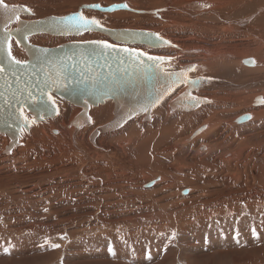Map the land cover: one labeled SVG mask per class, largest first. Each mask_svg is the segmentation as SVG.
Masks as SVG:
<instances>
[{
	"label": "rangeland",
	"instance_id": "1",
	"mask_svg": "<svg viewBox=\"0 0 264 264\" xmlns=\"http://www.w3.org/2000/svg\"><path fill=\"white\" fill-rule=\"evenodd\" d=\"M123 1L137 6L138 3L141 2L139 6L144 5V7H147L144 8L142 6L143 8H136L141 10H150V8H154L151 10L161 9L164 2V0H162V2L161 0H148V3L147 0H132L133 2H131V0ZM166 1L167 0H165V3ZM206 1H211L212 4V1L248 0H205V2ZM5 2L26 8L27 11H29L30 16L21 17L25 20H39L48 16H64L72 14L77 11V8L80 5L86 4V2L88 4L98 3L104 7L123 3L122 0L121 2L119 0H5ZM242 5L244 6L245 3ZM149 6L151 7L148 8ZM171 7L176 11L175 9H179L182 6L176 4L174 7L171 5ZM229 11L230 10H228V12ZM114 13L108 14L98 12L101 20L104 23L110 24V26H112L111 28L114 29L127 28L144 30L145 28L142 27H146V30H148V28L150 29V26H152L154 28H159L167 34L169 33V37H175V39H178L181 42L182 40H188V37H185L186 35L168 28L169 26L162 20L159 21V26H155L154 22H152L155 18L152 16L146 15L147 18L144 17V15L135 16L131 13L129 14V12H127L126 15L123 13L114 15ZM172 15L175 17L178 16L177 13ZM175 17H171L174 20H170L172 22H175V20L179 21ZM148 20L150 22H148ZM104 23L103 25L106 26ZM174 25H176V23ZM178 26L176 28H182ZM190 26L193 28H182L181 30L196 28L195 26H192L191 23L190 25H187V27ZM169 31H171V33ZM196 34L198 36L200 34L201 36L203 33L195 31L190 33L191 39L186 42L187 45H193L195 47L199 45H208V39H211V35L204 34L202 35L203 37H198ZM44 35L47 34L36 35V37L32 36L31 39L33 37H35V39L38 37L41 38V36ZM193 35H195V38H200V41L198 40L197 42V39H194ZM180 36L181 38H179ZM45 37L46 40H44ZM45 37L42 39L44 43L40 40L34 44L50 48L69 42H85L106 38L98 33H86L77 38L59 37L56 39L57 37L53 36V40L50 39L51 37ZM12 41L16 43L17 47H15V49L20 50L23 57L18 56V50L13 52V56L16 55L14 56L16 59L26 61L27 57L23 48L16 40L13 39ZM18 46L22 50L19 49ZM219 46L222 47V44ZM219 46L217 47L216 45L214 47L219 48ZM136 48L141 49V51L145 53L148 52L147 54H164V47L155 50L149 49L150 51L147 50V48L145 49V47V51L142 50L143 47ZM246 59V57L240 59L239 67L236 66L233 69L240 72L241 67L255 68L258 66L256 62H254V66L256 65L255 67L244 65L243 61ZM181 62L179 63L181 64ZM193 62L197 64L198 60ZM183 66H188V64L181 65L180 69ZM194 69H196V66ZM169 71L175 70L170 68ZM194 71L190 72L191 74H188L190 76L192 75L191 78L188 77V75L187 77L190 79L198 77L197 75H194L195 73L193 74ZM210 75L211 76H205L210 78L214 77L212 74ZM214 78L218 80V82H222V84L229 83L226 80L216 77ZM232 86H234V84H232ZM219 87H221L222 90L224 89V86L222 85ZM180 88L172 91L173 93H170L168 96L170 99L167 103V111L170 116L177 113L181 114L180 112L172 114L168 108L171 100L173 101L179 94H182L185 89L184 88L181 93H178ZM54 98L58 105L62 102L67 106H72L58 97ZM229 98H231V100ZM254 98H261V96L256 95L253 96V99ZM232 99L233 97L230 96L225 99L229 104V107L227 106V103L223 104V106L229 108L226 107L227 113L225 115L229 116L227 117V120L236 117L241 111L251 110L255 100L250 98L244 106H241L236 105ZM109 102L112 107L111 116L103 123L97 124L96 122H92L91 119L90 127H83L77 131L74 130V128L68 129L66 126L77 116L76 114L70 117L69 115H71V112L69 111V115L67 114L66 116L67 121L64 128L60 125L55 126L56 130L60 133V139L62 138V135L67 137L65 142H63L64 140L57 141L53 148H49L55 150L57 161L44 163V161L37 160L33 167H29L30 169L25 167L21 172L17 167L23 166L25 163L22 164V161H8L9 164L7 165L10 167L8 170H11L9 174L31 178L26 179L23 184L21 182L18 188L13 184H7V182L14 179L15 176L10 177L8 181L4 180V185H0V248L2 247L0 249V264H264V128L257 132L251 129L252 126H250L248 135L257 136L258 139L251 141L247 138V143H249L248 147L245 149L243 156L235 161V164H239L240 170H236L235 168L232 171L230 169L228 170V175L230 178L232 177L231 179L240 180L238 182L235 181L237 185L230 180V191L229 193H225V195H227L225 199L222 197L219 198L216 190L214 191L215 193L213 194L211 201L209 199L208 209L210 212H201V214L196 213L195 211L197 210V207H195L188 208V211H179L178 213H175V208L167 206V204H170L171 201H176V203L181 202L175 196L177 195L176 192H160L159 194L164 193V195L162 194L160 197L159 195H157L158 197H156V195L153 196L151 193L141 194L144 177L141 176L139 168H141L142 165L129 164V162H133L136 159L129 151L130 147L127 150L130 154L125 155L124 153H119V156L118 153L113 151L112 147L109 149L110 151L104 153L105 155L93 150L91 152L92 159L86 158L84 160H81L82 157L78 151L72 150L69 156L63 154L62 150L67 147L69 138H71L72 142L75 139L76 142H80L81 144L86 143L88 146L94 147L89 141L90 135L94 130L98 129L105 123H108L110 119L112 120L113 118V103L111 101ZM218 102L221 104L222 101ZM104 105L105 103L97 107H103ZM258 106H254L252 109H264V104ZM97 107H91L90 110L97 109ZM239 109L241 110L240 112ZM233 111H235L233 113L234 115L235 113L238 114L234 116L231 114ZM24 113L26 114L27 112ZM26 117L29 118L30 116ZM151 117L153 118V116ZM152 118V121L150 122H143L141 117H136L128 123L131 124L135 122V120H140L141 124L145 126L143 128L148 129L152 123H154V118ZM222 119L224 120V118ZM172 122L173 120L168 123V126H171ZM39 124H46V122L37 123V125ZM37 125L34 124L33 126ZM221 126L224 128H212L210 133H212V131L215 132L216 130L217 132H220L222 136L233 134L232 130L235 126H232L231 128L226 124ZM116 132H118V130ZM48 134L49 133L45 134V138L42 137L41 139L38 138V134H35L36 137L34 136L35 138H33V142H35L34 146L31 145L30 147L25 148L24 152L28 154L34 147L37 155H31L32 159H37L39 154H44L49 145L53 144V137L50 135V138ZM108 134L109 133H106V135ZM101 135L105 134L100 133L96 138V142ZM2 136H0V138H2ZM3 138L8 139L6 136H3ZM152 140L153 141L150 139L146 140V144L144 143L142 147L145 149L153 147V143L155 144V142L154 139ZM236 140L239 141L240 138L238 137ZM236 140H227V145L230 149V142H234L233 144L239 143ZM24 141L23 143H20V148H14L10 155H5L3 153L9 142L5 143L3 139H0V159H6L7 157L10 158L11 156V158H18L20 155L19 149L22 148ZM140 142L141 141L138 143L140 144ZM147 143L148 146L150 145L149 147L147 146ZM183 145L180 144V147H177V151L186 147ZM103 147L106 148L105 146ZM224 147H226V144H224ZM49 151H51L50 153L53 155V150ZM25 153L23 154L25 155ZM20 157H23V162H26V159H24L26 156L24 157L21 153ZM169 157L172 156L170 155ZM201 157L202 156H199L197 160ZM171 162L172 164L170 165L176 163L174 164L175 166L173 165V169H185L183 165L178 164L179 162L177 163L174 160H171L170 163ZM233 162L234 161L231 163ZM257 162H259V164ZM91 163H94L100 169H97V167H94V164ZM136 167L138 168L137 170ZM92 171L93 174L91 173ZM152 171L153 170H149L150 173L154 172ZM231 172L234 173L233 176ZM92 175L95 176L96 180L93 179L91 182V180H89L90 177L88 176ZM167 182L168 181L161 180L158 186H164ZM28 187H31V193L29 196H32L33 201H28V204L26 201L16 200L15 195H21L22 190L25 191ZM171 195H174L175 197L170 198ZM165 196H168V199H164ZM94 197H97L98 201ZM216 200H220L219 202L221 203L217 205ZM97 204L98 207L95 206ZM222 208H224L225 211L224 213L221 211V214L219 212ZM203 215L206 216L201 217ZM54 245H58V247H54Z\"/></svg>",
	"mask_w": 264,
	"mask_h": 264
},
{
	"label": "bare ground",
	"instance_id": "2",
	"mask_svg": "<svg viewBox=\"0 0 264 264\" xmlns=\"http://www.w3.org/2000/svg\"><path fill=\"white\" fill-rule=\"evenodd\" d=\"M49 1H51V0H49ZM119 1L121 2V0H119ZM122 2H123L122 4L127 5V9L130 10L129 14L131 13L135 16L144 15V17H147L148 15L152 16L155 19L153 21L152 20L151 21L154 22L155 26H159V21L162 20L163 22H166V24L169 26L168 28L174 29L175 32H179L180 34L186 35L185 37H188V40L183 41L181 39L182 40V42H181L178 39H175V37H172V36L169 37L170 36L169 33L167 34L164 31L160 30L159 28H157V27L154 28L152 26H150V29L148 28V30H150V31L146 30V27H142V28H145L144 30L127 29V28L114 29V28H111L112 26H110V24L104 23L101 20L100 14H98V12L85 11V10H82L81 12H83L84 16H86L88 18H95V19L99 20L100 23L102 24V28H104V29H109V30H120V29H122V30L144 31V32H148V33H154L159 38H161L162 40L168 41L167 44H169L170 47H164L163 48L164 54H160V55L149 54V55L167 58L168 63L164 64L163 68H165L167 71H169L170 68L175 70V71H169V72L179 71L181 65H185V64L186 65L188 64L190 66H194V68L196 66V69L193 72V74L195 73L194 75H197L199 78H204V79H206V81L199 82L198 83L199 88L196 89L194 92H192V94L198 98L205 99L207 101V104L201 105L192 111L180 112L181 114H178V113L173 114L172 113L173 115L170 116L168 114V111H167V103H168L170 97L168 98L169 95H167L164 98V100L161 102L160 106L157 109L153 110V112H151L150 117L153 116L154 123H152L150 128H148L146 126L148 129H144L143 127H145V126L141 124L140 120H138V121L135 120V122H133L131 124L126 123L123 126L124 128L123 127L120 128L118 130V132L115 131L114 133H111V134L109 133L108 135H106V133H104L105 135H101L97 142L95 140V143L93 145L94 147L88 146L86 143L81 144L80 142H76L75 139L72 142L71 138H69V143H68L67 147L62 150L63 154L65 156H69L71 154L72 150L78 151L81 154V157H82L81 160H84L86 158L92 159L91 152L93 150L98 151L102 155H105L104 153H107L108 151H110L109 149H111V147H112L113 151L118 153V156H119L122 153H124L125 155L130 154L127 151L130 147L129 151L131 152L132 156H135L136 159L133 162H129V164L130 165H134V164L137 165L138 164L139 166L142 165V167L139 168V170L141 172V176L144 177V179H143L144 183L142 186L141 194L142 193H144V194H150L151 193V194H153V196L156 195V197H158L157 195H159V197H160V195H162V194L164 195V193L159 194L160 192H164V191L176 192L177 195H175V196L181 202L176 203V201H171L170 204H167V206L175 208V210H174L175 213H178L179 211H188V208H195V207H197L196 208L197 210L195 211L196 213H200V214H201V212L205 213V212L209 211V209H208L209 199L211 201V198H212L213 194L215 193L214 191L217 190L219 198L222 197L225 199L227 197V195H225V193H227V192L229 193V191H230V187H229L231 184L230 180L235 185H237L236 182H238L240 180V179H236V180L231 179L232 177L230 178V176L228 175V173H229L228 170L230 169L232 171L234 168L236 170H240L239 164L238 163L235 164V161L243 156L245 149L249 145V143H247L248 139H250L251 141L258 139L257 136L248 135V132L250 131V126H252L251 129H253L254 131H257V132L264 128V109L263 108L252 109V108H254V105L252 108L250 107L251 110L249 109V111L248 110L241 111L239 109V112L241 111V113L234 118L232 117L230 120H227L228 119L227 117H229V116L225 115L227 113L226 107L229 105L225 99H227V97H229V96L233 97L232 100L234 103H236V105L244 106L245 103L248 100H250V98L253 99V96L259 95V96H261L260 99L263 101L262 103L264 104V0L212 1L213 2L212 4H211V1L205 2V0H197V1H195V0L194 1L167 0L166 3L164 0L163 5H162L163 7L161 9H155V10H151V9H154V8H150L151 6L148 7V8H150V10L136 9L137 7H141V8L144 7V5L139 6V4L141 2L138 3V6L134 5V4L131 5L127 2H124L123 0H122ZM131 2H133V1L131 0ZM148 2L149 1L147 0V3ZM161 2H162V0H161ZM188 2L189 3L196 2L198 4H202L203 8H201L199 10H194V11L188 10L185 8V6L188 5ZM4 3L9 5V6H15V5L7 3L5 1H4ZM142 3H144V2H142ZM243 3H245L244 6L242 5ZM159 4H160V2H159ZM174 4L180 5L182 7H180L179 9H175L176 11H174L171 7V5L174 7L175 6ZM85 5H100V7L104 8V6H102L101 4H98V3L88 4L86 2V4L80 5L77 8V11L79 8H81ZM116 5H118V4H116ZM144 8H147V7L145 6ZM228 10H230V11L228 12ZM120 11H123V10H120ZM152 11H153V13H150ZM115 12L116 13L113 12L114 15H118L119 13H123L126 15V13L128 11H124V12L115 11ZM138 12H141V13H138ZM174 13H177L178 16L175 17L174 15H172ZM54 17H62V16H54ZM171 17L172 18L175 17L179 21L175 20V22H172L171 20H174V19H172ZM44 18H46V17H44ZM41 19H43V18H41ZM149 19H151V18H149ZM148 22H150V21L148 20ZM103 23L109 27L104 26ZM175 23H176V25H174ZM190 23L192 26H195L196 28L190 29V30H181L182 28L183 29L193 28L191 26L187 27V25H190ZM178 25L182 28L181 29L176 28ZM15 27H16V25L14 24L13 26H9L8 29H12V28L14 29ZM194 31L195 32H202L203 33L202 35H204V34H207L209 36L211 35V39H208V45H199L196 47L193 45H187L186 42L190 41V39H191L190 33L194 32ZM169 32L171 33V31H169ZM200 34H199V36H200ZM202 35L200 37H203ZM37 36H39V35H37ZM45 36H48L49 38L51 37L50 39L53 38V36L44 35V36H41V38L38 37L35 39V37H36L35 36L32 39H31V37H29L27 39V41L29 44L35 45L34 43L39 42L40 40H41V42H43L42 39H44ZM193 36H194V39H197V42H198V40L200 38L198 39V38H195V35H193ZM58 38L59 37H57L56 39H58ZM179 38H181V36ZM56 39H54V40H56ZM12 40L13 39H11V41H10V45H11V52L13 55V52L15 50H18V49H15V47H17V46H16V43H14V41H12ZM44 40H46V37ZM102 41L108 42L109 39H107V37H106V38L102 39ZM50 42H51V40H50ZM77 42H79V41H77ZM85 42H87V41H85ZM205 42H207V41H205ZM48 43H49V41H48ZM221 44H222V47L219 46ZM216 45H217V47L219 46V48H217V47L215 48L214 46H216ZM35 46H37V45H35ZM56 47H58V46H56ZM46 48H49V47H46ZM50 48H55V47H50ZM19 49H21V48L19 47ZM134 49H138V48L135 47ZM145 49L143 47L142 50L145 51ZM138 50L141 51V49H138ZM147 50H149V49L147 48ZM191 50H193L195 53L194 54H189V53L186 54L185 53V52L191 51ZM18 53H19L18 56H22V54H21L22 52H20V50H18ZM14 56H16V55H14ZM245 57L247 58L246 60L252 61V63H253L252 67L255 64L254 62H256V64H258V66L255 67L256 66L255 65L254 66L255 68H249V67L248 68H242L241 67L240 72H237V70L235 71V69H233V68H235L236 66L239 67L240 59L245 58ZM238 59H239V61H238ZM196 60H198L197 64L193 62V61L196 62ZM246 60H244V61H246ZM179 62H181V64ZM210 74H212L216 78L226 80L229 83L228 84L227 83L222 84V82H218V80H216L214 77L210 78V77L205 76V75L211 76ZM191 76L188 75V77H190V78H191ZM198 77H196V78H198ZM230 83L234 84V86H232V84H230ZM220 85L224 86L223 90L221 89V87H219ZM184 88H185V86H182L178 90V93H181ZM171 93H173V92H171ZM171 95H173V94H171ZM229 99L231 100V98H229ZM224 100H225V102H224ZM54 101H55V98H54ZM216 101L217 102L222 101L223 103L221 102V104H219L220 102H218V104H217ZM224 103H227V106H223ZM55 104L58 107V110H59L58 115L59 116H56L54 119H47V120L43 121V122H46V124H39V125L36 124L37 126H33L34 124L31 122L28 131H24L23 134L21 135V139H23V140L20 139L19 144L21 142L23 143L24 139H25V141H24L23 146L21 145L22 148L19 150H20V155L22 153V155L24 157L26 156V158H24V159H26V162H23L24 161V160H22L23 157L21 158L19 154H18L19 157L17 156L18 158H11L12 157L11 156L10 158L7 157L6 159L5 158L0 159V166H1L0 167V172H1L0 185H4V180L8 181L10 177L15 176V174H9L11 172V170H8V169H10L9 165H7V164H9V162H8L9 160H11L12 162L22 161L21 162L22 164L23 163L26 164V165L24 164L23 166L17 167V169L20 170V172L25 167H28V168L33 167V165L35 164V162L37 160L44 161V163L45 162L52 163L54 161H57L56 160L57 154L55 153V150L49 149V148H53V146L55 145V142H57V141H60V140L63 141L64 140L63 142H65L67 140V137L65 135H62L61 136L62 138L60 139V133L58 130H56L55 126L60 125L64 128V125L67 121L66 116H67L68 112L69 111L71 112V115H69V114L68 115L70 117H72L76 114L78 115L80 109L72 107V106H67V105L63 104L62 102L58 105L57 101H56ZM255 107H257V106H255ZM111 108H112L111 103L109 101H106L105 105L103 107H99V108L97 107V109L90 110V112H89L90 116L89 117H91L92 122H96L97 124L103 123L106 120H108V118H110ZM231 108H233V107H231ZM222 109H223V111H222ZM234 112L235 111H233L231 114H233ZM229 114H230V112H229ZM236 114H238V113H235V115ZM112 115H113V110H112ZM24 116L25 117L29 116V114L24 113ZM222 118H224V120ZM141 119H143V118L141 117ZM28 120L30 121L31 117H29ZM171 120H173L172 125L168 126V123ZM110 121H111V119H110ZM43 122H40V123H43ZM108 123H105L104 125H106ZM224 124H226L227 126H230V128L232 126H235V128H233V130H232L233 134L227 135V136H222V134L220 132H217L216 130H215V132L212 131V133H210L212 128H215V127L216 128H219V127L224 128L221 126ZM104 125H102V126H104ZM67 126H66V128H67ZM219 131H221V130H219ZM238 131H240V132H238ZM236 132H238V133H236ZM47 133H49L48 136L50 138H51V136L53 137V144L49 145V147L47 148V150L44 154H42V155L39 154L40 157L38 155L37 159H32L31 155H37L35 152L36 150H34V147H33L32 148L33 150L31 149L32 152L30 151V153L26 154L24 152L25 148H28L31 145L34 146L35 142H33L34 141L33 138L36 137L35 134H38L39 135L38 138L41 139ZM70 135H71V133H70ZM0 136H2V135H0ZM238 137L240 138L239 141L236 140ZM151 138L154 139L155 144L152 142L154 146L149 147L150 145L148 146V143H147V146L149 147L148 149H145L144 147H142L144 145V143L146 142V140L150 139L151 141H153ZM0 139H3L5 143L9 142V140L6 138H3V136ZM228 139L230 141L236 140L239 143L233 144L234 142H230V144H231V149H230L229 146L227 145ZM46 141H47V139H46ZM139 141H141L140 144L138 143ZM180 144H182V145L184 144L186 147L183 145L185 148L177 151V147ZM224 144H226L227 148L224 147ZM102 145L105 146L106 148H104ZM19 146L17 148H20ZM145 147H146V145H145ZM49 150H53V152H52L53 155L50 153L51 151H49ZM148 151H149V156H148ZM23 153H25V155ZM38 153H39V151H38ZM176 153H177V155H176ZM170 155L172 157H169ZM199 156H202V157L197 160V158ZM169 160L170 161L174 160L177 163L179 162L178 164L183 165V167H185V169L184 168L182 170L173 169V167L175 166L174 164H176V163H173L174 166L170 165V164H172V162L170 163ZM232 161H234V162L231 163ZM257 163L259 164V162H257ZM91 164H94V163H91ZM247 164H248V162H247ZM39 165H41V164H39ZM95 166L96 165L94 164V167ZM70 167H71V165H70ZM257 167H259V166H257ZM13 168H12V170H13ZM97 169H100V168L97 167ZM137 169L138 168L136 167V170ZM67 170H69V169H67ZM149 170H153L154 172L152 171L153 173H150ZM69 172H71V171H69ZM233 172H235V171H233ZM91 173L93 174V171ZM16 174H18V173H16ZM233 174L234 173H232V176H233ZM88 177L91 178V179L89 178V180H91V182L93 179L96 180L94 175L88 176ZM29 178H31V177L17 176L16 175L15 178L9 180L7 182V184H13L16 188H18V186L21 184V182L23 184V182H25L26 179H29ZM161 180L162 181H168L167 182L168 184L163 183L164 186H161V185L158 186V184L161 182ZM30 189H31V187L30 188L28 187L27 189H25V191L22 190L21 195L20 194L18 195L16 193L18 196L15 195L16 198L15 197L14 198L16 200H19V201H26V202L33 201L32 196H29V194L31 193ZM31 195H34V194H31ZM37 195H35V196H37ZM175 196L171 195L170 198L175 197ZM10 198H11V196H10ZM95 199L97 200V197ZM164 199H168V196H165ZM216 201H217V203H216L217 205H219L221 203V202H219L220 200L219 201L216 200ZM28 204H29V202H28ZM95 206L98 207V204ZM221 211H222V213H224L225 209L222 208V210H220L219 213H221ZM167 214H169V213H167ZM205 216L203 215L201 217H205ZM157 218H159V217H157Z\"/></svg>",
	"mask_w": 264,
	"mask_h": 264
},
{
	"label": "water",
	"instance_id": "3",
	"mask_svg": "<svg viewBox=\"0 0 264 264\" xmlns=\"http://www.w3.org/2000/svg\"><path fill=\"white\" fill-rule=\"evenodd\" d=\"M122 5H111L104 8L86 7L90 5H85L79 8L76 13L82 10L108 14L120 10L130 12L127 7H121ZM13 7L24 8L17 5L9 6V9ZM185 8L194 11L203 8V5L193 2L188 3ZM17 14L19 19L13 17L9 20L10 12H6L0 7V39L9 37V33H11L7 43L0 46L2 47L0 67L4 68V71L0 72V135L6 136L9 140L3 153L5 155L10 154L14 148L20 145L21 135L24 130L28 131L31 122L37 124L47 119H53L59 114L57 105L55 104L53 107L52 104L54 97L80 109V113L67 126L68 129L74 128L76 131L91 126L89 120L91 107L103 105L106 101L113 103L112 120L94 130L89 137V141L93 145L100 133L117 131L136 117H143V122H150L151 112L161 104L167 95L182 86H185L183 93L169 103L168 108L171 113L188 112L207 104L205 99L192 94L199 88V85L193 87L190 81H206L199 77L194 79L187 77L184 83L172 84L171 90L163 95V99L154 102L157 90L164 93L165 89L170 86L166 74L171 72L163 68V65L168 63V59L165 58L164 62H154L148 57L158 56L145 53L146 55L141 57L144 61V64L141 65L130 60L128 52L120 51L121 49H133L136 52H142L134 49L135 47H145L151 50L170 47L169 44L163 43L164 40L161 38L158 46H152L150 41L156 40L158 37L154 33L137 30H109L102 27L79 34L68 33L57 30L53 24V18L60 17L49 16L39 20H24L21 17H29L28 11H20ZM14 24L16 25L14 29H8ZM23 25H28L31 28L27 39L41 34L77 38L86 33H99L109 39L108 43L116 45V52L113 54L112 50H103L88 41L69 42L55 48L31 45L27 39L18 36L16 32L18 27L23 29ZM11 39L19 40L17 43L25 51L27 60L23 66L11 64L8 57ZM185 53L194 54L195 52L191 50ZM155 64L159 66L154 68V72L153 69L147 68L148 65ZM243 64L252 66L253 63L246 60L243 61ZM61 65L65 70L64 76L57 78L56 73ZM188 67L191 66H183L181 69ZM12 69H16V71ZM65 76L66 78H64ZM262 102L258 98L254 100L253 104L258 106L262 105ZM24 112L29 114L31 120L29 125L24 126L21 131L20 126L24 125ZM129 114H131V118H129Z\"/></svg>",
	"mask_w": 264,
	"mask_h": 264
},
{
	"label": "snow or ice",
	"instance_id": "4",
	"mask_svg": "<svg viewBox=\"0 0 264 264\" xmlns=\"http://www.w3.org/2000/svg\"><path fill=\"white\" fill-rule=\"evenodd\" d=\"M0 7H2L6 12H10V15L8 16V19L11 20L13 17L16 19H19L18 12L20 11H27L26 8H15L13 7L12 9H9V6L4 3V0H0ZM86 7H94V8H99L100 5H90ZM121 7H127V5H122ZM53 24L57 28V30H60L62 32H68L72 33L75 32L77 34L81 32H86V31H92L94 28H101L102 25L99 20L95 18H88L84 16L83 12H78L75 14H72L67 17H60V18H53ZM26 29L27 31H25ZM18 36H22L24 39H27L28 34L31 32V28L28 25H23V29L18 27L16 30ZM11 36V33H9V37ZM9 37H4L0 39V46H2L4 43H7V40ZM160 38L157 37L156 40H151L150 43L152 46H158ZM19 42V40L17 41ZM88 43L97 45L103 50H112V53L115 54L116 52V45L108 43L107 41H102V40H94V41H88ZM163 43L167 44L168 41H163ZM0 50H2V47H0ZM120 51H125L128 52L129 54V59L132 61H136L139 64L143 65L144 61L141 59V57L145 56V53L142 52H136L133 49H121ZM8 57L11 61V64L14 65H19L23 66L26 64V61H22L19 59H16L11 52V45H9L8 48ZM149 60L151 61H159V62H164L165 57H148ZM158 64L155 65H148V69H153L158 67ZM11 68V65L9 66ZM13 71H16V69H12ZM194 66L188 67L181 69L179 72H171L167 73L166 77L170 81V86L169 88H166L164 93H160L159 90H157V96L155 97L154 102H159L161 99H163V95L166 94L168 91L171 90V85L172 84H180L184 83L185 80L187 79V73L194 71ZM4 68L0 67V72H3ZM64 69L63 66L61 65L60 68L57 70L56 76L57 78L64 76ZM155 74V73H154ZM66 78V76L64 77ZM199 83L198 80H192L190 81L191 86L195 87ZM30 95V93H29ZM51 100V97H49ZM53 107L55 106V101H52ZM45 110L47 111L48 109L45 106ZM129 118H131V114H129ZM89 120H91V117H89ZM34 122V121H33ZM29 120L27 117L24 118V125L20 126V130L22 131L24 126L29 125ZM54 247H58V245H54ZM111 251V249H110Z\"/></svg>",
	"mask_w": 264,
	"mask_h": 264
}]
</instances>
